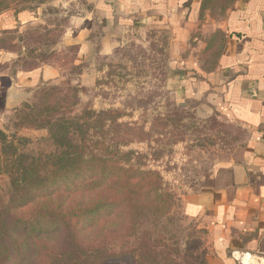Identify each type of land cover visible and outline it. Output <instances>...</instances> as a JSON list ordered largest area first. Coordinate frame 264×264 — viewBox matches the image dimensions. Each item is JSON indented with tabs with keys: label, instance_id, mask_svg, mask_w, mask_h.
Segmentation results:
<instances>
[{
	"label": "trees",
	"instance_id": "16d2710c",
	"mask_svg": "<svg viewBox=\"0 0 264 264\" xmlns=\"http://www.w3.org/2000/svg\"><path fill=\"white\" fill-rule=\"evenodd\" d=\"M130 63L97 70L94 101L82 117H55L62 105H47V152L9 143L13 153L0 156V264H13L14 253L24 264L36 242L57 233L63 244L47 252L46 264H210L191 227L172 216L171 182L183 169L175 150L207 123L139 95L149 75ZM83 89L70 88L71 98L78 101Z\"/></svg>",
	"mask_w": 264,
	"mask_h": 264
},
{
	"label": "crops",
	"instance_id": "0c3cea01",
	"mask_svg": "<svg viewBox=\"0 0 264 264\" xmlns=\"http://www.w3.org/2000/svg\"><path fill=\"white\" fill-rule=\"evenodd\" d=\"M216 1L90 0L93 10L68 46H79L80 59L90 53L89 37L98 22L108 33L98 53L103 56L118 47L114 33L125 28L169 33L179 60L169 73L177 99H204L211 114L249 133L243 160L222 163L204 175L185 198V216L208 232L210 264H259L264 261V0H231L222 8ZM6 2L0 8V44L37 20L17 1L0 0ZM219 11H224L221 19ZM190 43L204 45L198 53L217 48L212 69L205 70L200 56L184 48ZM21 57L0 45V128L23 91L62 77L56 61L24 70L15 67Z\"/></svg>",
	"mask_w": 264,
	"mask_h": 264
},
{
	"label": "rangeland",
	"instance_id": "374dc122",
	"mask_svg": "<svg viewBox=\"0 0 264 264\" xmlns=\"http://www.w3.org/2000/svg\"><path fill=\"white\" fill-rule=\"evenodd\" d=\"M18 3L22 5L23 10L27 9L33 12L37 20L28 24L23 30H18L7 37L2 44L5 48L22 56L15 67L28 68L56 61L61 68L62 77L55 83H46L20 94L18 102L8 111L4 118V125L0 128V156L6 157V154H11L13 150H10L9 143L21 152L27 148L47 152L49 145L46 140L49 138V131L42 128L44 125L42 117L47 115L45 111L47 105H56L57 103L62 105V110L54 114L55 117L68 119L82 117L94 101L93 87L98 78L97 70H102L105 64L131 62L129 65L131 70L143 71L145 76L149 75L146 83L147 89L139 95L146 98L151 95L160 97V100L156 97L155 101L165 100L171 110H176L178 106L177 108L184 110L183 112L192 114L198 122L206 121L207 123L201 128L200 133L186 135L184 143L179 145L178 150H175L176 155L173 160L180 162L183 169L179 173H175L176 171L173 170L175 171L173 172L174 177L171 179L174 185L172 216L179 226L191 227L189 234L193 231L195 238L202 243L201 246L206 248L208 232L185 216V198L195 192L196 185L204 174H208L222 163L235 161L243 155L249 133L242 127L227 123L218 115L211 114L204 99L192 98L186 101L177 99L176 93L171 90L168 73L179 60L175 59L176 49L174 51L173 48L172 51L174 45L170 43V35L167 31L154 28L134 31L129 30V27L114 33L115 35L111 33L120 44L111 55L103 56L98 53L101 41L108 33L104 32L101 23L98 22L89 37V40L93 41V49L88 53L89 55H82L81 60L79 46L68 45L73 42V35L77 29L84 26V19H87L93 10L90 0H50L45 3H27L18 0ZM229 3L230 0L216 1L217 7L221 8L227 7ZM216 14L221 19L224 16V11H219ZM78 39L80 38L76 40ZM215 40L219 41L221 38L216 37ZM203 46L190 43L184 48L191 52L195 51V57L196 55L200 56L199 64L205 70H210L216 62L218 50L213 48L214 45H210L204 52L198 53ZM75 48L77 49L75 50ZM189 53L187 54L191 56ZM80 73L83 75L82 77H80ZM77 85L84 87L83 94L78 98V101L71 98L73 91H69L70 88L73 89ZM51 95H55V97H51ZM66 96H68V100L64 99ZM134 97H137V94ZM75 101L78 105L72 104ZM182 106L186 109H183ZM24 140L27 141L26 148L22 146L25 143ZM78 201L79 199H76V202ZM24 214L16 213L15 216L20 218ZM205 232L206 234H204ZM62 244V233L40 239L39 242H36L38 248L30 253L31 255L25 263L46 264L45 255L47 252H57ZM20 261V256L18 257L14 253L11 262L19 264Z\"/></svg>",
	"mask_w": 264,
	"mask_h": 264
},
{
	"label": "bare ground",
	"instance_id": "6f19581e",
	"mask_svg": "<svg viewBox=\"0 0 264 264\" xmlns=\"http://www.w3.org/2000/svg\"><path fill=\"white\" fill-rule=\"evenodd\" d=\"M251 258H252V257H251ZM254 264H257V263H255V262H254ZM259 264H264V261H262V262H261V263H259Z\"/></svg>",
	"mask_w": 264,
	"mask_h": 264
}]
</instances>
